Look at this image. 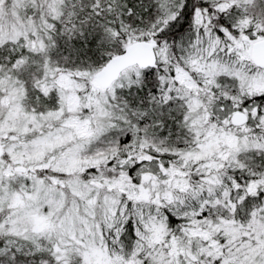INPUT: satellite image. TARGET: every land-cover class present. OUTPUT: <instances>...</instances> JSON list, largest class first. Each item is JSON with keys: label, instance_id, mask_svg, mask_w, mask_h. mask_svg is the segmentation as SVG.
<instances>
[{"label": "rangeland", "instance_id": "rangeland-1", "mask_svg": "<svg viewBox=\"0 0 264 264\" xmlns=\"http://www.w3.org/2000/svg\"><path fill=\"white\" fill-rule=\"evenodd\" d=\"M152 3L123 47L154 42L159 94L179 119L171 142L145 112L129 120L121 82L101 88L102 66H76L65 51L101 28L88 18L106 0H0V264L36 252L42 264H264V71L250 57L264 0ZM237 108L250 115L239 127ZM244 193L263 203L235 218ZM164 208L183 227L170 228Z\"/></svg>", "mask_w": 264, "mask_h": 264}, {"label": "trees", "instance_id": "trees-1", "mask_svg": "<svg viewBox=\"0 0 264 264\" xmlns=\"http://www.w3.org/2000/svg\"><path fill=\"white\" fill-rule=\"evenodd\" d=\"M106 2L107 4L102 7V16L96 17L94 15V19L88 18V20L90 19L94 23V25L96 21H99L98 25L101 28L85 29V32H83L82 34H74L72 36L73 39L71 38L70 40L71 42L69 44V48L66 47L65 49V51L67 52H69L70 50V58L73 59L74 65L76 66L83 65L88 66L93 70H97L106 62V60L110 56L121 52L124 48L123 42H128V40H130V36L134 27L133 24L136 20L135 18L141 17L147 19L151 17L152 9L155 5L154 3H152V0H111V2L110 0H106ZM84 3L88 2L86 1ZM200 3L205 4V2ZM184 5L185 6L182 7L181 11H185L184 14L187 15L186 10H188L189 8L186 1ZM116 14H119V21L116 20ZM88 20L86 19L85 21ZM125 20L129 23L130 27L128 26L127 28L125 26V28L122 29L120 28V24H122ZM175 25L176 23L172 24L169 28H166V34H164V36L167 40H170L173 34L176 33L173 31L174 27H176ZM103 28L104 31L102 32L101 29ZM64 46H68V44H64ZM6 51L2 54L4 55ZM12 62L13 56H10L7 61L8 65H6L5 67H9V64H11ZM2 63L3 62L1 61L0 64ZM153 72V67L142 69L137 66H133L131 68H128L117 80L121 82V85L119 86V88H117V91L122 94L124 100L127 101V104L129 105V107L126 108V111L129 110L130 112V121L134 122L137 114L145 112L149 121L152 122L150 127H152V125H154L153 127H155V125L160 123L158 124V127H161L163 131L165 129V132L163 134L160 132L159 135L165 136L167 134L168 141L171 142L173 137V135L171 134V130L172 128L177 126L176 122L179 119L175 118V114L172 109V106L175 104H171L167 101L162 103L161 95L159 94L160 83L159 80H157L160 74L157 72ZM249 154H252L253 156L249 159V161L245 162V165L250 168L252 167L253 170L256 171L254 162H256L258 156L254 155L253 153H248L247 156H249ZM231 173L236 179V172ZM240 191L241 190L235 192L234 196L232 193L230 194L229 197L232 202L235 203V197L242 194H240ZM244 195L246 194L244 193ZM241 203L243 208L236 206L233 214L235 218L238 217V214L242 215V209L244 208L247 213L252 209L260 207L263 203V200H259L258 198L255 199L246 195L243 196ZM213 211L214 208L211 207L210 209L204 210L202 213L210 215L211 213H213ZM261 212L262 214L264 213V206ZM164 214L166 217L167 225L170 228H174L175 226L183 227V225L180 224L181 221H183V218L177 217L174 213L170 212L166 208H164ZM217 215H219V212ZM131 234L132 232L128 229V226H126L125 232L122 235L125 243H129V235ZM15 257L17 258V260L21 262L25 261L28 264H42L41 261L46 257V255H44V253L36 252L34 254L27 255L17 254Z\"/></svg>", "mask_w": 264, "mask_h": 264}, {"label": "water", "instance_id": "water-1", "mask_svg": "<svg viewBox=\"0 0 264 264\" xmlns=\"http://www.w3.org/2000/svg\"><path fill=\"white\" fill-rule=\"evenodd\" d=\"M250 55L253 63L264 69V39L256 40L251 45ZM156 51L153 41L138 40L127 45L121 52L110 56L95 74L96 83L101 88H108L120 74L131 66L150 68L156 62ZM249 115L244 111H235L230 115V123L234 126L245 125ZM2 150L0 148V155ZM15 171H24L22 166H14Z\"/></svg>", "mask_w": 264, "mask_h": 264}, {"label": "flooded vegetation", "instance_id": "flooded-vegetation-1", "mask_svg": "<svg viewBox=\"0 0 264 264\" xmlns=\"http://www.w3.org/2000/svg\"><path fill=\"white\" fill-rule=\"evenodd\" d=\"M203 5H204V4H201V3L199 4V6H202V8H203ZM192 11H193V10H192ZM192 11H191V14H192ZM204 11H205L204 13L210 11V7H205V6H204ZM211 12H212V11H210L209 13H211ZM210 17L214 18L213 21H214L215 23H216V22H217V23H221L220 18H221V17H224V14H222V13L220 14V13L218 12V13H215L213 16H210ZM228 28H229L230 31L233 29L232 26H228ZM260 39H261V38H260ZM256 40H258V39H256ZM256 40H254V41H256ZM254 41H253V42H254ZM253 42H252V43H253ZM252 43H251V45H252ZM250 49H251V46H250ZM220 106H221V105L218 103V108H219ZM238 110H239V111H244V112L248 113L247 111H245V110H243V109L237 108V109H235L234 111H232V112L230 113V115H231L233 112L238 111ZM248 114H249V113H248ZM230 115H229V120H230ZM249 116H250V115H249Z\"/></svg>", "mask_w": 264, "mask_h": 264}]
</instances>
